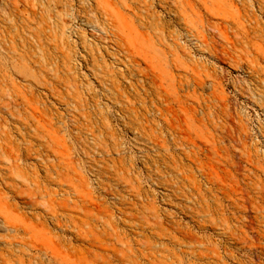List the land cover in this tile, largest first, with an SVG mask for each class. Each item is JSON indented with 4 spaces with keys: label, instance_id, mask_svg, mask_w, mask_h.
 I'll return each instance as SVG.
<instances>
[{
    "label": "rangeland",
    "instance_id": "374dc122",
    "mask_svg": "<svg viewBox=\"0 0 264 264\" xmlns=\"http://www.w3.org/2000/svg\"><path fill=\"white\" fill-rule=\"evenodd\" d=\"M32 245L264 264V0H0V264Z\"/></svg>",
    "mask_w": 264,
    "mask_h": 264
},
{
    "label": "bare ground",
    "instance_id": "6f19581e",
    "mask_svg": "<svg viewBox=\"0 0 264 264\" xmlns=\"http://www.w3.org/2000/svg\"><path fill=\"white\" fill-rule=\"evenodd\" d=\"M15 147V146H14ZM13 158V157H12ZM24 160V159H23ZM34 210V209H33ZM38 210V209H37ZM32 211V210H31ZM58 210H50L49 211V214L52 216V217H55V218H57V216H58V212H57ZM33 212V211H32ZM35 214V213H34ZM33 214V215H34ZM69 214V213H68ZM38 216V215H37ZM46 216V215H45ZM33 218V217H32ZM28 220V219H27ZM41 223V222H40ZM58 224L60 223L59 221L57 222ZM37 224H39V223H37ZM42 224V223H41ZM40 225V224H39ZM15 227L17 228V226L15 225ZM59 227H60V224H59ZM21 228V227H20ZM18 229V228H17ZM45 229V228H44ZM19 230V229H18ZM16 232V231H15ZM25 232V231H24ZM77 233V232H76ZM153 233V232H152ZM169 232H167L165 235L167 236V244H166V251H170L169 250V248H168V244L170 243V235L168 234ZM20 235H22V234H20ZM151 236V235H150ZM173 236V235H172ZM154 238V237H153ZM149 239V238H148ZM166 239V238H165ZM164 239V240H165ZM17 240V239H16ZM153 240V239H152ZM155 240V239H154ZM159 240V239H158ZM155 243H158V241L156 240V241H154ZM165 244V243H164ZM14 246V245H13ZM66 247H68V246H66ZM101 247V246H100ZM22 248V247H21ZM26 250H27V248H25ZM31 249L32 250H35V252L37 251V252H43V253H45V255H47L49 258H51L53 261H55V262H57V264H63L62 262V260H61V258H60V256H59V254H58V250L54 247V246H52L51 248H49V247H44V246H39V247H37V246H35V245H32L31 246ZM68 250V249H67ZM28 251V250H27ZM26 251V252H27ZM69 252V251H68ZM158 252H160V251H158ZM34 254H36V253H34ZM166 255V254H165ZM44 256V255H43ZM96 256V255H95ZM167 256V255H166ZM35 257V256H34ZM47 257V258H48ZM28 258V257H27ZM30 258H32V257H30ZM29 258V259H30ZM48 258V259H49ZM31 261V260H30ZM34 261V260H33ZM26 262V261H25ZM55 264V263H54Z\"/></svg>",
    "mask_w": 264,
    "mask_h": 264
}]
</instances>
